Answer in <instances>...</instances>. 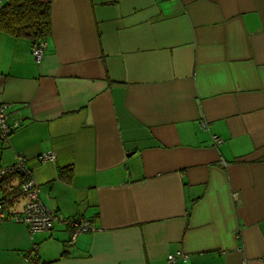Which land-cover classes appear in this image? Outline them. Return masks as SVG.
Returning <instances> with one entry per match:
<instances>
[{
  "label": "crops",
  "instance_id": "1",
  "mask_svg": "<svg viewBox=\"0 0 264 264\" xmlns=\"http://www.w3.org/2000/svg\"><path fill=\"white\" fill-rule=\"evenodd\" d=\"M41 1L40 61L0 30L21 121L0 167L22 155L40 200L95 229L30 235L21 176L0 178V264L33 244L43 264H264V0Z\"/></svg>",
  "mask_w": 264,
  "mask_h": 264
},
{
  "label": "built area",
  "instance_id": "2",
  "mask_svg": "<svg viewBox=\"0 0 264 264\" xmlns=\"http://www.w3.org/2000/svg\"><path fill=\"white\" fill-rule=\"evenodd\" d=\"M1 4L2 0H0V6ZM44 45V40L32 43L31 53L37 61L42 58ZM8 106V103H0V139L4 142L8 141L9 135L21 124L20 120L9 121ZM202 125L204 127L205 124L202 123ZM211 138L215 146L222 143V139L217 135H212ZM54 158V153H43L39 156L41 161L53 160ZM6 174H20L24 178L20 184V193L25 197V202L22 209L12 217L14 221L26 225L30 235L37 231H50L54 222L60 221L68 229L69 238L67 244L70 246L73 245L80 233L95 229L93 223L86 216L64 217L40 200L39 185L33 178L30 169L26 166L22 155L17 156L15 163L0 167V176ZM4 216L3 203L0 200V221ZM178 258L186 259L187 256L181 252L167 256L169 263L176 261ZM24 259L32 264H43L37 253V246L34 244L25 254Z\"/></svg>",
  "mask_w": 264,
  "mask_h": 264
},
{
  "label": "trees",
  "instance_id": "3",
  "mask_svg": "<svg viewBox=\"0 0 264 264\" xmlns=\"http://www.w3.org/2000/svg\"><path fill=\"white\" fill-rule=\"evenodd\" d=\"M0 30L14 36L37 42L45 40L51 31L50 4L41 0H3L0 6ZM9 175H1L6 178ZM21 176L20 183L23 182Z\"/></svg>",
  "mask_w": 264,
  "mask_h": 264
}]
</instances>
